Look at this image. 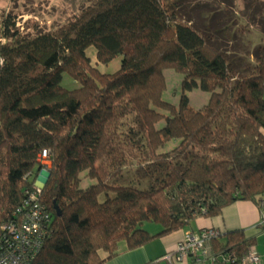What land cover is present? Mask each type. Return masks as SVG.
Returning a JSON list of instances; mask_svg holds the SVG:
<instances>
[{"label":"trees","instance_id":"1","mask_svg":"<svg viewBox=\"0 0 264 264\" xmlns=\"http://www.w3.org/2000/svg\"><path fill=\"white\" fill-rule=\"evenodd\" d=\"M18 13L0 19V230L21 224L44 174L37 197L49 232L30 264H102L122 241L151 240L142 227L150 197L141 0H90L53 28L21 29ZM118 55L119 68L100 70ZM64 73L79 86L65 87Z\"/></svg>","mask_w":264,"mask_h":264},{"label":"built area","instance_id":"2","mask_svg":"<svg viewBox=\"0 0 264 264\" xmlns=\"http://www.w3.org/2000/svg\"><path fill=\"white\" fill-rule=\"evenodd\" d=\"M43 184L44 176L36 180V189L30 191L24 201L21 224L17 227H13L15 223L8 224V229L0 230V264H30L42 248L51 217L46 205L37 197V190Z\"/></svg>","mask_w":264,"mask_h":264},{"label":"rangeland","instance_id":"3","mask_svg":"<svg viewBox=\"0 0 264 264\" xmlns=\"http://www.w3.org/2000/svg\"><path fill=\"white\" fill-rule=\"evenodd\" d=\"M90 0H0V19L8 10L19 11L17 19L21 29H28L32 22H39L43 27L53 28L61 23L69 14L79 11V9ZM89 55L94 60V49L88 50ZM121 56L118 55L107 63H98L100 70L104 72H112L119 68ZM62 84L67 88L79 86L67 73L63 74ZM135 166L126 167L124 172L129 177L130 172ZM129 174V175H128ZM44 174L40 177L43 178ZM130 178V177H129ZM139 185L137 181L133 182ZM142 227L151 231V221H145Z\"/></svg>","mask_w":264,"mask_h":264},{"label":"crops","instance_id":"4","mask_svg":"<svg viewBox=\"0 0 264 264\" xmlns=\"http://www.w3.org/2000/svg\"><path fill=\"white\" fill-rule=\"evenodd\" d=\"M149 232L151 233V231ZM150 260L152 261L151 240L134 248H129L122 241L119 244L118 253L114 257L106 259L102 264H147Z\"/></svg>","mask_w":264,"mask_h":264}]
</instances>
